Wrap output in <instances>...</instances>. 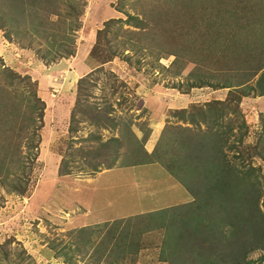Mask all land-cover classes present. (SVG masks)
I'll return each instance as SVG.
<instances>
[{
    "label": "rangeland",
    "instance_id": "obj_1",
    "mask_svg": "<svg viewBox=\"0 0 264 264\" xmlns=\"http://www.w3.org/2000/svg\"><path fill=\"white\" fill-rule=\"evenodd\" d=\"M0 18V264L200 263L208 241L176 246L197 203L189 175L167 168L183 167L185 134L229 133L230 162L259 169L264 214V95L251 89L264 0H0ZM137 147L146 161L129 165ZM196 175L186 182L204 192ZM262 253L242 259L264 264ZM233 256L224 264H245Z\"/></svg>",
    "mask_w": 264,
    "mask_h": 264
},
{
    "label": "trees",
    "instance_id": "obj_2",
    "mask_svg": "<svg viewBox=\"0 0 264 264\" xmlns=\"http://www.w3.org/2000/svg\"><path fill=\"white\" fill-rule=\"evenodd\" d=\"M1 21L3 24V20ZM69 51L70 52L65 51V54L70 55L72 53L71 47H69ZM255 85V87L251 88L249 86V88L259 91L258 95H264V73H260L259 77L255 81ZM75 105L76 108H79L80 106L77 99L75 101ZM36 110L38 111L36 116L40 119L42 117V104H40ZM93 117L101 118L99 110H95V108L93 109ZM200 117L204 122V117H202V115ZM218 117L219 116L216 118ZM227 130L229 132L230 127H228ZM132 136V138H134V142H136L138 139L133 134ZM228 136L229 133L226 135L223 131L214 132L212 134L208 133L204 138L199 137L198 139L190 136V134H185L184 137L180 138L181 148L179 146L177 147L179 152H181L180 157L183 167H179L180 164L174 159L170 161L171 165L167 167L168 170L172 169L173 172L182 170L187 173V176L189 175V178H185L182 183L185 184L184 186L187 191L193 194L197 203L195 202L196 204H191H195L196 210H191L192 215H190V217L188 216L189 219L187 221L190 220L197 228H203L208 232V235L205 234L203 235L205 237L200 239L195 233L186 231V221L185 225H182L183 227H181L183 229V234L181 232H178L177 234L178 243H180L178 245L176 244L178 247H185V245L191 247L190 245L192 244H195L193 247H199L202 244L201 242H209V247H204V245H202L201 248H198L200 250L199 252L198 250L195 251V256H197V258H201L199 259L200 263L193 262L194 264H224L225 258L227 259V257H229L232 259L234 257L233 254H236V260H242V262L246 264L247 261L244 260L245 258L242 259V256L257 248L263 249L260 260L264 262V214L260 213L261 210L257 202L261 193L260 180L257 179L259 169L250 163H245L247 164L245 169H238L230 162V159L226 157V151L223 149L227 146L228 149L231 148L230 143L229 145H226L229 138ZM113 141L114 146L113 149H110L111 152H109V154L107 152L102 154L104 156H108L111 161H115L118 157L121 146L117 137H114ZM129 141H131V138H129ZM31 146L33 147V145ZM102 147L105 149L106 145H103ZM141 148L142 147L133 148L137 160L128 162L129 165H139L145 163L146 160L142 158L143 156L140 157V154L146 155L147 153ZM133 151L131 150L132 154ZM139 151H142L143 154L139 153ZM166 153L167 152L165 150V155ZM162 156L164 155L162 154ZM259 157L264 162V155L259 154ZM61 163L62 161L59 165V170L60 172L62 171L61 174L68 173L65 168L61 169ZM109 166L110 163L107 164V167ZM244 166L245 165H243L242 168ZM20 167L21 165H19V169L22 171V167ZM91 167H94V165ZM194 175H199L198 177L201 176V181L204 182L202 185L203 188H205L204 192L200 191L201 186L198 187L194 184V188H190L192 185L186 182V180H191ZM23 180L27 183L25 174ZM210 187H212V189H210ZM22 190L24 189L22 188ZM22 190L20 189L19 192ZM229 204H235L238 206V208H236V212L231 214L226 213V205ZM175 209H177V206L170 207L169 209L164 208L162 210V213H164L162 214V218L164 219L163 221L166 220L168 222L166 226L165 224L163 225L164 227L170 228L173 225H177L176 214L174 217L171 215V212ZM189 209L194 208L190 206ZM168 211L170 212L167 213ZM226 227L231 230L232 239L224 242L222 239L226 237V234L224 233ZM207 237L208 239H206ZM199 240L200 242H198ZM228 247H230L229 250ZM221 248H224L225 251L221 250ZM195 249L196 248H191L189 250L190 253L193 254ZM237 256L239 258H237ZM178 264H182V262Z\"/></svg>",
    "mask_w": 264,
    "mask_h": 264
},
{
    "label": "crops",
    "instance_id": "obj_3",
    "mask_svg": "<svg viewBox=\"0 0 264 264\" xmlns=\"http://www.w3.org/2000/svg\"><path fill=\"white\" fill-rule=\"evenodd\" d=\"M214 91H216V90H214ZM212 92H213V91H212ZM217 92H219V91H217ZM217 94H218V93H217ZM260 104H262V103H260ZM181 198H182V197H181ZM181 198H180V199H181ZM158 207L160 208V205H159Z\"/></svg>",
    "mask_w": 264,
    "mask_h": 264
}]
</instances>
